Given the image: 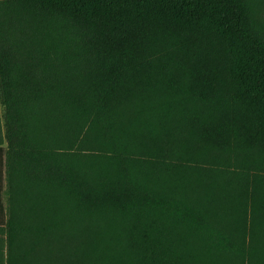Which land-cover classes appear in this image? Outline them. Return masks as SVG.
Listing matches in <instances>:
<instances>
[{"label": "trees", "instance_id": "trees-1", "mask_svg": "<svg viewBox=\"0 0 264 264\" xmlns=\"http://www.w3.org/2000/svg\"><path fill=\"white\" fill-rule=\"evenodd\" d=\"M264 0H0V264H264Z\"/></svg>", "mask_w": 264, "mask_h": 264}, {"label": "rangeland", "instance_id": "rangeland-1", "mask_svg": "<svg viewBox=\"0 0 264 264\" xmlns=\"http://www.w3.org/2000/svg\"><path fill=\"white\" fill-rule=\"evenodd\" d=\"M263 11H264V8H263Z\"/></svg>", "mask_w": 264, "mask_h": 264}]
</instances>
